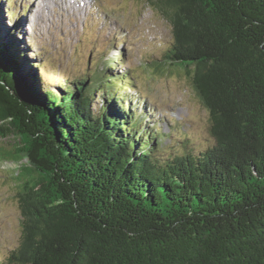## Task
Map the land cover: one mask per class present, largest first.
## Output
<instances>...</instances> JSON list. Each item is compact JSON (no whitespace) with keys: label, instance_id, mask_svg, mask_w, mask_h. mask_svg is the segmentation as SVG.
<instances>
[{"label":"trees","instance_id":"1","mask_svg":"<svg viewBox=\"0 0 264 264\" xmlns=\"http://www.w3.org/2000/svg\"><path fill=\"white\" fill-rule=\"evenodd\" d=\"M148 1L171 26L159 65L188 74L210 142L157 156L112 66L53 85L15 28L0 33V81L20 99L1 96L15 143L0 158H27L0 264H264V0Z\"/></svg>","mask_w":264,"mask_h":264},{"label":"rangeland","instance_id":"2","mask_svg":"<svg viewBox=\"0 0 264 264\" xmlns=\"http://www.w3.org/2000/svg\"><path fill=\"white\" fill-rule=\"evenodd\" d=\"M34 3L0 0V33L6 36L12 27L18 31L42 80L68 86L77 77L112 66L130 87L109 83V88L133 97L136 113L143 118L139 125L157 132V156L196 152L210 142L207 111L188 74L182 68L159 65L171 42V26L148 0H87L81 11L83 6L73 13L70 7L62 13V5L51 0L35 11ZM100 98L98 91L94 109L101 104ZM12 145L11 136L0 139V148ZM13 165L10 158H0V259L20 240L19 169Z\"/></svg>","mask_w":264,"mask_h":264},{"label":"water","instance_id":"3","mask_svg":"<svg viewBox=\"0 0 264 264\" xmlns=\"http://www.w3.org/2000/svg\"><path fill=\"white\" fill-rule=\"evenodd\" d=\"M0 85L2 86L1 89H0V106H2V108H4L5 110L8 109L6 106H5V103L3 101V103L1 102V96H5L7 98H9L10 100H17L20 102V99L13 93V91L11 90H8L4 85L3 83L0 81ZM6 119L5 121H12V114L10 113V111L7 113V115L5 116ZM12 138H13V144L15 143V138L10 135ZM22 160H25L24 162H22ZM14 162V165L15 167H17V169H19L21 167V165H26L27 164V158L26 157H22L20 160H12ZM19 163V164H18Z\"/></svg>","mask_w":264,"mask_h":264},{"label":"bare ground","instance_id":"4","mask_svg":"<svg viewBox=\"0 0 264 264\" xmlns=\"http://www.w3.org/2000/svg\"><path fill=\"white\" fill-rule=\"evenodd\" d=\"M33 1H35L33 6L36 9L35 11H37L39 7L42 6L41 3L44 2L45 0H33ZM51 1L57 2L58 4L62 5V8H60L62 13H67L69 10V7L73 13L74 10L78 11L80 7L83 6L80 9L81 11L85 7L84 4L86 5L87 0L86 1L85 0H51Z\"/></svg>","mask_w":264,"mask_h":264}]
</instances>
